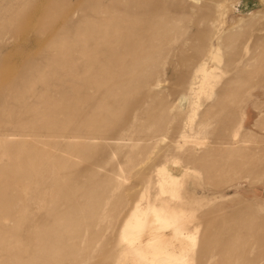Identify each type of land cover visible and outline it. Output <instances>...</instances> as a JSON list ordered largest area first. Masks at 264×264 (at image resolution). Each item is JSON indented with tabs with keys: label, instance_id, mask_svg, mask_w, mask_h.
<instances>
[{
	"label": "rangeland",
	"instance_id": "obj_1",
	"mask_svg": "<svg viewBox=\"0 0 264 264\" xmlns=\"http://www.w3.org/2000/svg\"><path fill=\"white\" fill-rule=\"evenodd\" d=\"M148 1L159 41L127 46L141 0H0V264H118L165 168L193 264H264V0Z\"/></svg>",
	"mask_w": 264,
	"mask_h": 264
},
{
	"label": "bare ground",
	"instance_id": "obj_2",
	"mask_svg": "<svg viewBox=\"0 0 264 264\" xmlns=\"http://www.w3.org/2000/svg\"><path fill=\"white\" fill-rule=\"evenodd\" d=\"M195 1L197 3H202L203 1L208 0ZM141 4L144 8H150L151 11L141 13L136 19L130 21L128 27L124 30L118 31L119 33L125 35L124 43L127 46L136 41L143 45L148 42L153 45L154 42L159 41L160 31L159 28L156 27V24H162V21H164L163 19H157L154 17V12L159 8V6L151 4L148 0H141ZM104 14L106 16V12ZM122 17L124 18L123 13ZM220 22L223 24L224 18L221 19ZM148 24L151 26L150 28H148ZM110 29L109 25L106 24L105 33L108 32L114 35V32L116 33V31L109 32ZM185 41H187V39L183 41V45L185 44ZM176 44H178V39L177 37H173L164 43H158L155 47L152 46L150 53L152 51V56L156 57L157 53H155V51H159L163 47ZM253 59L254 57L247 59L245 65L249 66L250 63L254 61ZM202 73L203 82L206 81L204 79L209 80V77L212 75V72L207 70V67L202 68ZM211 87L212 86H210V88ZM254 89H257V87L252 86L244 91H248L251 95V91ZM200 93L201 91L199 94ZM199 96L196 104L189 108V112L186 116L184 124L185 129L181 136L182 144L198 142V135L202 129V123L196 121L198 115L197 113L201 106L199 104ZM214 96H216L215 92L211 90L207 96L208 101ZM183 101V106L185 108L190 106L188 99L185 98ZM91 110L93 111V109ZM191 132H193L194 135L190 136L189 134ZM232 133L233 138L237 136L236 130ZM87 138L88 140H92L94 137L89 135ZM177 165L178 164L175 163V166ZM162 175L164 178L168 179V181L164 182V186L160 191V197L154 200L155 203L153 205H147L145 211L140 213L134 212L121 228L120 237L125 246V251L121 253L122 257L120 258L118 264L194 263L192 257L197 250V243H199L200 240L199 227L196 226L193 231H188L185 228L184 222L188 219L187 213L183 209L180 192L176 190L175 185L171 183V180L173 179V171L171 168H165L162 170ZM168 191H170V198L169 200H166L164 196L168 193ZM169 201L174 203L173 207L168 205ZM207 264H209V260Z\"/></svg>",
	"mask_w": 264,
	"mask_h": 264
}]
</instances>
